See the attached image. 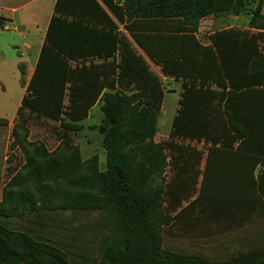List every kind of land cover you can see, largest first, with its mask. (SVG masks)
Here are the masks:
<instances>
[{
	"label": "trees",
	"instance_id": "trees-1",
	"mask_svg": "<svg viewBox=\"0 0 264 264\" xmlns=\"http://www.w3.org/2000/svg\"><path fill=\"white\" fill-rule=\"evenodd\" d=\"M100 1L126 25L165 76L184 80L170 138L209 143V159L215 160V170L225 171L235 191L230 192V198L219 199V195L209 204L200 196L185 209L188 213L199 207V216L192 221L183 219L182 225L194 232L203 230L205 240L195 235L181 243L164 230L163 190L149 187L167 167L164 148L155 142L163 86L140 59L131 70L120 65L118 80L100 79L104 71L93 64L73 65L79 60L112 57L119 40L106 28L114 30L116 25L98 0H58L36 71L17 112L22 121L13 128L12 148L22 150L25 163L3 190L0 217L21 218L29 211H107L114 238L99 264H264V225L251 222L240 230L211 234L214 228L209 223L240 225L257 210L264 218V170L260 176L254 173L264 164V144L258 143L264 132L255 126L253 113L254 106L264 102V86L256 89L247 84L239 88L233 77L227 76L226 85L219 83L213 89L203 73L198 81L190 78L194 72L191 64L158 56L145 48L134 32V28H141L153 34L193 35L203 19L228 13L239 15L245 8L244 1L124 0L122 6L120 0ZM263 8L264 0H260L251 22L253 26L263 22L252 27L260 30L255 38L260 45L253 48L252 40L248 50V56L255 57L250 64L252 72H264ZM89 10L101 13L108 23L85 16L91 13ZM3 22L0 19V25ZM101 25L104 28H99ZM232 35L236 39L243 37L241 33ZM83 39L88 43L85 47L70 44ZM95 40L105 45L92 43ZM19 69L24 74V67ZM129 71H133V78L126 80ZM122 82H136L135 92L141 93L127 94L121 90ZM222 100L228 126L217 132V125L210 123L208 115ZM98 102L102 103L104 117L100 133L107 152L105 172L100 171L97 156L83 162L80 149L67 140L54 151L29 140L26 115L46 118L80 133L84 129L80 123L89 118ZM8 125L6 119L0 118V127ZM19 131L24 132L23 137ZM246 192L254 195L250 201L241 198ZM0 264L74 263L56 246L0 222Z\"/></svg>",
	"mask_w": 264,
	"mask_h": 264
},
{
	"label": "rangeland",
	"instance_id": "rangeland-1",
	"mask_svg": "<svg viewBox=\"0 0 264 264\" xmlns=\"http://www.w3.org/2000/svg\"><path fill=\"white\" fill-rule=\"evenodd\" d=\"M23 1L28 3L34 0H14L12 4L18 6ZM243 1L245 8L239 15L228 13L218 17H242L245 20L244 26L251 29L254 26H261L262 21L256 22L254 26L251 25L253 13L260 0ZM5 3L6 0H0V12H2ZM8 24L11 26V31L0 30V118L6 119L15 126L17 122L22 121L19 120L17 111L25 95L23 88L25 81H19L21 73L17 64L18 58L23 52V40L17 32L13 31L12 25ZM226 33L231 35L241 33L249 42L255 41L257 36V33L250 30L232 29ZM186 36L182 39V36L178 34L159 35L152 38L150 46L162 58H173L191 64L190 52L181 49V45L185 43L190 45L189 42L193 40L192 35L187 34ZM234 39L232 35L231 40ZM13 43H16L20 48H14ZM149 69L167 92L164 110L162 113L161 108L158 132L155 136V142L161 144L164 148L167 156V167L161 175H156L153 178L149 187L153 190H163L162 225H164V230L170 232L175 241L187 243V240L195 235H199L201 240H205L206 237L202 235L203 230L196 229L194 232L195 229L188 230L182 225L184 223L183 219L192 221L199 216V207L188 213H185V209L200 196L204 199L205 204L219 198V195V199L221 197H223L222 199H228L231 197L230 192L235 191V189L227 181V175L224 174L223 169L215 170V160L213 158L209 159L211 148L209 143L204 141L198 143L190 139H174L172 141L170 138L172 124L179 109V107L177 109L178 96L172 91L177 88L173 86V82L163 83L150 66ZM138 77V74H135V78L138 79ZM135 86L136 82L130 84L122 82L121 90L132 89V91H136ZM136 93L140 94L141 92ZM223 104L224 101L222 100V103L211 109L208 115L210 123L213 126L217 125V132L220 131L222 126H228L227 119H224ZM103 118L100 109L95 108L89 116L88 123L83 124L86 126L85 129L80 133H73L63 128L59 123L46 118L29 115L24 117L26 119L25 125L30 131V141L38 142L49 151H54L63 140H67L80 149L83 162L97 156L99 169L101 172H105L107 169V152L103 148V135L100 133ZM12 129L0 127V202L5 186L25 163L22 150L12 148L14 142ZM19 133L23 137L24 132L19 131ZM260 167L261 165L254 172L255 176H260V172L264 170ZM253 196L252 194L248 196L246 192L242 193L241 198L250 201L251 199L248 200L249 197ZM182 212H184L183 215H181ZM244 221L240 225L209 221L214 228L211 234L220 231L240 230L247 225L246 218H244ZM0 222L13 230L27 233L41 242L56 246L66 253L74 264H99L114 238V229L107 211H42L39 213L29 211L21 218L6 219L0 217Z\"/></svg>",
	"mask_w": 264,
	"mask_h": 264
},
{
	"label": "crops",
	"instance_id": "crops-1",
	"mask_svg": "<svg viewBox=\"0 0 264 264\" xmlns=\"http://www.w3.org/2000/svg\"><path fill=\"white\" fill-rule=\"evenodd\" d=\"M12 1L14 0H6L2 12H0V19L4 20L2 25L10 23L12 25L13 31L17 32L23 40V52L20 54L17 64L18 68H20V66L24 67V74H22L19 69L21 73L19 81H25L23 88L26 94L27 87L29 86L30 81L36 71L48 27L53 15L55 14V7L58 0H40L39 2L34 0L28 3L23 1L22 3L17 2L20 3L18 6H14L15 4H12ZM98 2L110 20L116 25L114 30H111L110 26H108L109 28H106V31H112L115 35H117L119 40L117 43V52L109 58L96 57L88 60H79L73 62V65L89 67L91 64H93L104 71L103 75L100 76V79L118 80L120 76V65H125L131 70L132 66L137 63V59H140L141 61L143 60L147 65L150 66L156 75L159 76V79L163 83H174L173 86H175L177 89L175 88L176 90L172 92L178 96V109L179 101L183 93L184 80H177L174 77L165 76L162 72L161 66L157 65L149 57L146 50L137 42L132 33L128 31L126 25L121 23V21L100 0H98ZM123 3L124 0H120V6H122ZM90 12V14H85V16L89 15L90 17L94 18L95 21L102 22L104 25L108 23L107 19L98 11L93 12L91 10ZM244 21L245 20L242 17L226 18L214 16L201 21L198 30L192 35L193 40L189 42L190 45L187 43L181 45V49L190 52L191 68L194 71L192 72V76H190L191 79L198 81L202 79L200 77V73H203L206 76L205 81L207 85L212 86L213 89H217L219 83L224 86L229 82L227 76H232L236 82V86L239 88L246 86L247 84H252L256 86V89H263L264 72H252L250 70V64L255 59V57L248 56V50L251 48L252 42H249L244 36L238 39L235 38L232 41L231 34L226 33L230 32L232 29H238L241 31L250 30L257 34L260 32V30L251 29L247 26L245 27ZM2 25H0V28ZM99 28L104 27L101 25ZM134 32L135 34L139 35L145 48H148L152 52L156 53L151 48L150 41H152L153 37L164 34H153L150 33V31H144L141 28H134ZM179 35L182 36V39L187 37V34ZM92 43L100 46L105 45V42L100 40H95ZM70 44L73 46H78L79 48L88 45L85 39L78 42L72 41ZM106 45L110 46L107 43ZM253 45L255 46L253 48L257 49L260 43L258 41H254ZM12 46L14 48H20V46H18L16 43H13ZM129 72L126 74V80L133 78V71ZM124 91L129 95L137 94L135 91H132V89ZM166 97L167 92L164 90L162 113L164 110ZM101 107L102 103L98 102L91 110V113L95 108H99L101 111ZM253 113L255 126L258 128V130L264 132V102L257 103L253 108ZM88 120L89 118L80 123L84 129L86 126L83 124H85V122ZM7 127L12 129L14 124L9 122ZM262 135H264V133H262ZM259 142L264 144V138L258 140V143ZM260 168L264 169V164L263 166L261 165ZM246 220L247 225L251 222H256L257 225H264V218L259 215V210H257L255 214H251L249 217H247Z\"/></svg>",
	"mask_w": 264,
	"mask_h": 264
},
{
	"label": "built area",
	"instance_id": "built-area-1",
	"mask_svg": "<svg viewBox=\"0 0 264 264\" xmlns=\"http://www.w3.org/2000/svg\"><path fill=\"white\" fill-rule=\"evenodd\" d=\"M2 31H11V26L9 24H4L1 26Z\"/></svg>",
	"mask_w": 264,
	"mask_h": 264
}]
</instances>
